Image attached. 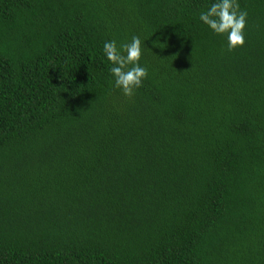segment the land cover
I'll list each match as a JSON object with an SVG mask.
<instances>
[{
	"label": "trees",
	"instance_id": "16d2710c",
	"mask_svg": "<svg viewBox=\"0 0 264 264\" xmlns=\"http://www.w3.org/2000/svg\"><path fill=\"white\" fill-rule=\"evenodd\" d=\"M206 2L0 0V264H264V0L233 52ZM137 33L126 98L102 44Z\"/></svg>",
	"mask_w": 264,
	"mask_h": 264
},
{
	"label": "clouds",
	"instance_id": "9594fccd",
	"mask_svg": "<svg viewBox=\"0 0 264 264\" xmlns=\"http://www.w3.org/2000/svg\"><path fill=\"white\" fill-rule=\"evenodd\" d=\"M248 11L242 8L239 0H207L200 10L198 19L205 29L222 42L227 52L241 49L246 44ZM155 30L150 37H152ZM140 34H132L125 40L105 39L102 44L104 60L110 65V88L126 98H132L144 86L149 72L142 62L145 41ZM168 37L160 33L153 41L154 47H168Z\"/></svg>",
	"mask_w": 264,
	"mask_h": 264
}]
</instances>
